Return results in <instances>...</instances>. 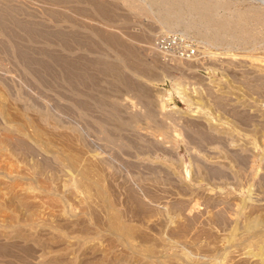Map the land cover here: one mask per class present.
<instances>
[{
	"label": "rangeland",
	"instance_id": "1",
	"mask_svg": "<svg viewBox=\"0 0 264 264\" xmlns=\"http://www.w3.org/2000/svg\"><path fill=\"white\" fill-rule=\"evenodd\" d=\"M98 2L0 0V264H264V0Z\"/></svg>",
	"mask_w": 264,
	"mask_h": 264
},
{
	"label": "bare ground",
	"instance_id": "2",
	"mask_svg": "<svg viewBox=\"0 0 264 264\" xmlns=\"http://www.w3.org/2000/svg\"><path fill=\"white\" fill-rule=\"evenodd\" d=\"M92 3H94V5L96 4V8L98 9H103L102 7H101V3H99L98 2V0H90ZM102 11H104V10H102ZM106 11V10H105ZM9 18V17H8ZM23 26V29H25L26 31H27V33L28 34H32L33 32H35V30H36V28L35 27H31V26H29V25H26V24H22ZM26 25V26H25ZM0 27L2 28V29H4L3 31H5L6 32V30H7V24H6V22L3 20V12L0 10ZM1 32H2V30H1ZM7 33V32H6ZM42 35H44V33H41ZM40 34V35H41ZM41 35V36H42ZM17 41V40H16ZM15 41V42H16ZM112 43H114V44H117L118 45V43L117 42H115V41H112ZM16 53H18V56L24 61V63H26L29 67H31L32 68V70H34V71H38V72H40L41 70H45L46 72H47V75L48 76H52L53 78L55 77V70H56V63H57V60H56V58H52V61L50 60V61H44L43 59H39V58H36L35 56H33V54H31V51L28 49V48H25V47H19V49H18V52H16ZM80 64V63H79ZM77 65H78V63H77ZM76 65V66H77ZM81 65V64H80ZM79 65V66H80ZM87 65V64H86ZM40 70V71H39ZM37 72V73H38ZM52 77H51V79H52ZM86 106H88V105H85V107ZM84 107V108H85ZM86 109H88V107L86 108ZM0 189H1V186H0ZM2 211V210H1ZM4 212V211H3ZM3 212H1L0 213V216L2 217V219H3V217L5 216L4 215V213ZM48 212V211H47ZM49 213V212H48ZM0 217V218H1ZM243 227H246L247 229H256V228H260L261 227V222H260V220L259 219H257V218H254V219H251V220H247L246 221V224H244L243 225ZM264 252V251H263ZM262 257H263V259H264V253L262 254Z\"/></svg>",
	"mask_w": 264,
	"mask_h": 264
}]
</instances>
